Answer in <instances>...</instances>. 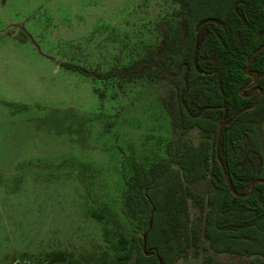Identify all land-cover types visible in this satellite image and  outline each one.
<instances>
[{"label": "rangeland", "instance_id": "rangeland-1", "mask_svg": "<svg viewBox=\"0 0 264 264\" xmlns=\"http://www.w3.org/2000/svg\"><path fill=\"white\" fill-rule=\"evenodd\" d=\"M179 10L175 0H0V264H49L55 251L112 264L120 235L139 236L123 212L125 177L170 159L178 138L202 137L171 126L165 84L120 69L162 52L184 29ZM209 254L190 248L174 264Z\"/></svg>", "mask_w": 264, "mask_h": 264}, {"label": "trees", "instance_id": "trees-1", "mask_svg": "<svg viewBox=\"0 0 264 264\" xmlns=\"http://www.w3.org/2000/svg\"><path fill=\"white\" fill-rule=\"evenodd\" d=\"M175 1L184 29L173 28L162 52L149 48L120 73L131 77L146 70L165 84L160 99L172 127L196 129L202 139L195 144L178 138L168 146L170 159L135 164L125 177L123 212L139 236L120 235V253L112 264H159L158 257L174 264L190 248L195 254L205 249L243 257L245 264H264V49L249 64L250 72L259 74L261 94L247 96L251 88H244L252 80L246 73L249 57L264 44V0ZM222 121L227 124L218 154L236 193L215 148ZM255 180L262 181L252 186ZM203 182L209 183L208 192L198 187ZM212 254L209 264H238L217 262ZM62 261L80 264L64 251L48 257L49 264Z\"/></svg>", "mask_w": 264, "mask_h": 264}, {"label": "water", "instance_id": "water-1", "mask_svg": "<svg viewBox=\"0 0 264 264\" xmlns=\"http://www.w3.org/2000/svg\"><path fill=\"white\" fill-rule=\"evenodd\" d=\"M199 43H200V39H199V36H198V37L196 38L195 52L198 51ZM263 49H264V44H262L261 46L257 47V48L251 53V55H250V57H249V62H248V67H247V69H246V72H247V74H249V75H251V76L253 77L254 82L257 80L258 73H257V72L250 73V71H249L250 60H251V59H252V58H253L258 52H260V51L263 50ZM255 102H256V101H255ZM255 102H254V104H255ZM254 104H253L252 106H250V107H245V108L239 110V111H238V112L232 117V120H234V119H235L239 114H241L244 110L249 109V108H252V107L254 106ZM226 124H227V123H226L225 121H222V122L219 124V126H218V129H217V135H216V144H215V148H216V151H217V158H218L219 164H220V166H221V168H222V171H223V173H224V175H225V179H226L227 183L229 184V188H230L234 193H236V192L233 190L232 186L230 185V175H229V173L226 171L225 166H224V163L222 162V160L220 159L219 154H218L219 143H220V138H221L222 129H223L224 125H226ZM260 181H262V180H255V181H253V182H252V186H254L257 182H260ZM151 224H152V222L150 221V227H151ZM145 248H146V234L143 235V249L145 250ZM145 253H146V254H149V252H145ZM158 262H159V264H164L163 260H162L160 257H158Z\"/></svg>", "mask_w": 264, "mask_h": 264}, {"label": "flooded vegetation", "instance_id": "flooded-vegetation-1", "mask_svg": "<svg viewBox=\"0 0 264 264\" xmlns=\"http://www.w3.org/2000/svg\"><path fill=\"white\" fill-rule=\"evenodd\" d=\"M199 36V35H198ZM197 36V37H198ZM79 71H81V72H84L85 73V75H88L89 74V72L83 67V69L82 70H79ZM249 71H250V69H249ZM254 72H256V71H254ZM247 73V72H246ZM250 73H253V72H250ZM258 73V72H257ZM249 75V74H248ZM251 76V75H250ZM258 77H259V74H258ZM258 77H257V80L254 82V80H253V77L251 76V78H252V80H251V82H249V83H247L245 86H244V88H251V91L247 94V96H250V95H253V94H255L256 92H257V97L261 94V89L260 88H258L257 86H256V83H257V81H258ZM167 92V91H166ZM256 97V98H257ZM255 101H256V99H255ZM254 101V102H255ZM254 104V103H253ZM164 107V106H163ZM166 110V109H165ZM167 112V111H166ZM168 114V113H167ZM169 116V115H168ZM224 117H226V115L224 116ZM170 118V117H169ZM171 124V123H170ZM172 126V125H171ZM175 129H178V128H175ZM182 131V130H181Z\"/></svg>", "mask_w": 264, "mask_h": 264}]
</instances>
